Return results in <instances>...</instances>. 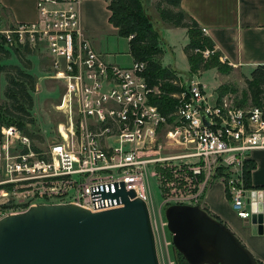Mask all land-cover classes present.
Masks as SVG:
<instances>
[{
  "label": "built area",
  "instance_id": "built-area-1",
  "mask_svg": "<svg viewBox=\"0 0 264 264\" xmlns=\"http://www.w3.org/2000/svg\"><path fill=\"white\" fill-rule=\"evenodd\" d=\"M78 5L38 0L36 22L0 29L7 47L45 49L48 79L63 89L56 106L62 121L46 147L0 122V219L42 204L111 210L120 205L102 194L121 186L147 204L150 176L165 207L203 209L207 188L221 182L236 216L258 225L252 217L264 216V202L252 201L244 170L251 152L264 149V106H238L230 95L211 101L198 79L176 74L185 90L171 95L174 109L162 114L152 103L162 81L148 84L144 61L106 62L80 29ZM215 52L200 53L208 59Z\"/></svg>",
  "mask_w": 264,
  "mask_h": 264
},
{
  "label": "water",
  "instance_id": "water-1",
  "mask_svg": "<svg viewBox=\"0 0 264 264\" xmlns=\"http://www.w3.org/2000/svg\"><path fill=\"white\" fill-rule=\"evenodd\" d=\"M102 197L120 207L93 213L74 204H42L1 218L0 264H159L147 204L123 186ZM251 199L264 202V191L254 190ZM164 215L172 245L187 264H257L199 206L172 205ZM252 223L264 229L263 214L253 215Z\"/></svg>",
  "mask_w": 264,
  "mask_h": 264
},
{
  "label": "crops",
  "instance_id": "crops-1",
  "mask_svg": "<svg viewBox=\"0 0 264 264\" xmlns=\"http://www.w3.org/2000/svg\"><path fill=\"white\" fill-rule=\"evenodd\" d=\"M37 2L38 0H0V28L36 22ZM108 4L107 0H79L77 7L80 29L92 49L105 61L108 56L101 51L105 37L117 33V29L109 23ZM151 4L154 9L152 2L149 6ZM178 9L194 20L200 29H205L203 35L214 44L215 50L233 71L248 75L255 67L264 66V0H180ZM163 24L168 28L183 29ZM110 58L108 63L118 62L115 57ZM202 84L206 95L210 96L211 101H215L217 93L208 92V87ZM250 160L254 168L250 172L249 183L254 190L264 191V149L251 152ZM203 208L218 218L256 261L264 264V229L236 216L221 182L214 181L209 185Z\"/></svg>",
  "mask_w": 264,
  "mask_h": 264
},
{
  "label": "trees",
  "instance_id": "trees-1",
  "mask_svg": "<svg viewBox=\"0 0 264 264\" xmlns=\"http://www.w3.org/2000/svg\"><path fill=\"white\" fill-rule=\"evenodd\" d=\"M110 12L109 23L117 29L119 36L128 39L129 54L134 61H144L147 63L145 73L149 85H155L161 80V96L152 101L158 110L168 115L174 109L176 100L171 95L178 94L182 89L177 83L179 80L176 73L171 68L161 66V58L164 51L161 48V39L158 32L153 28L151 18L147 15L142 0H107ZM180 0H156L154 9L158 13L161 22L174 28H183L187 31L189 39L184 47L183 53L189 65L190 74H197L200 71L215 68L221 75H229L233 68L228 66L219 52H215L208 59H204L201 51L214 49V44L203 35L197 23L189 19L183 12L179 11ZM131 37V38H130ZM18 59L20 65H1L0 74H4L6 88L4 92L5 102L0 105V122L15 124L31 138L40 140L41 137L27 129L26 125H33L31 116L33 99L30 93L34 92L36 85L35 78L28 73L31 69V61L26 56L33 55L25 45L15 44L12 47L5 46V41L0 36V61L9 58L11 53ZM245 78L247 85L241 99L235 104L246 106V99L249 90L253 94V104L260 106L264 101V66H257ZM218 98L226 96L229 92L235 93L228 85H222L218 89ZM252 104V105H253ZM254 168L251 161L247 162L244 170L246 187L254 189L249 183L250 172ZM205 212H209L203 208ZM217 221L218 218L212 216ZM222 223V222H221ZM180 255V254H179ZM181 261L187 264L183 259ZM257 264H261L257 261Z\"/></svg>",
  "mask_w": 264,
  "mask_h": 264
},
{
  "label": "rangeland",
  "instance_id": "rangeland-1",
  "mask_svg": "<svg viewBox=\"0 0 264 264\" xmlns=\"http://www.w3.org/2000/svg\"><path fill=\"white\" fill-rule=\"evenodd\" d=\"M145 6L147 15L151 18L153 28L158 32L161 39V48L164 54L161 58L162 66H170L174 69L177 75L184 80L191 77L198 79L201 83H204L208 87V92L217 93L218 89L222 85H228L236 92H229L228 95L235 101L241 99L243 92L246 91L247 85L245 83L246 73L240 71H232L229 75L219 74L215 68H209L205 71H200L197 74H190L188 69V63L184 56L183 49L188 44V37L184 29H173L165 26L156 11L153 9V5L149 6V3L155 4L156 0H142ZM172 27V26H171ZM3 29V28H0ZM105 41L102 46V53H105L106 61L111 60L110 56L115 57L118 62L114 65L120 67H126L132 64V57L129 55L128 40L119 36L117 33L109 34L105 37ZM217 52V51H216ZM9 58L2 59L1 65H20L18 59L13 52H10ZM33 55L26 56L31 61V69L28 73L32 74L35 78L34 92L30 93L33 99V108L31 109V116L34 120V124L27 125L31 132L41 137L38 145L46 147L56 136V125L62 121V115L56 110V106L60 104L62 99V86L59 82L48 79L50 60L45 52V49L41 48L32 52ZM125 65V66H124ZM20 68L23 69L20 65ZM6 88V81L4 74H0V105L6 101L4 92ZM246 106H251L253 102V94L251 90L247 94ZM255 105V104H253ZM260 106H264L262 101ZM158 185V184H157ZM153 178L148 177V199L147 204L149 207L153 231L156 241L157 256L159 264H184L181 261V256L174 249L172 245V237L167 230L165 220V210L171 206H163V194L162 189L159 190Z\"/></svg>",
  "mask_w": 264,
  "mask_h": 264
}]
</instances>
